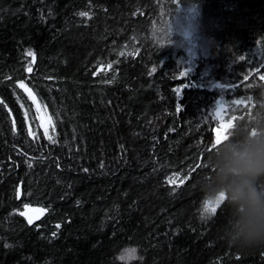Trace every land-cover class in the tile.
Listing matches in <instances>:
<instances>
[{
    "label": "trees",
    "instance_id": "16d2710c",
    "mask_svg": "<svg viewBox=\"0 0 264 264\" xmlns=\"http://www.w3.org/2000/svg\"><path fill=\"white\" fill-rule=\"evenodd\" d=\"M0 101V264H264L198 183L264 122V0H0Z\"/></svg>",
    "mask_w": 264,
    "mask_h": 264
},
{
    "label": "clouds",
    "instance_id": "9594fccd",
    "mask_svg": "<svg viewBox=\"0 0 264 264\" xmlns=\"http://www.w3.org/2000/svg\"><path fill=\"white\" fill-rule=\"evenodd\" d=\"M207 167L210 174L199 178V186L206 199L216 200L224 194V202L231 209L222 228V239L233 247H251L264 244V122L237 133H228L209 154ZM201 220L211 216L201 214ZM125 246L118 255H126ZM135 249V264L139 260Z\"/></svg>",
    "mask_w": 264,
    "mask_h": 264
},
{
    "label": "snow or ice",
    "instance_id": "6c2138e0",
    "mask_svg": "<svg viewBox=\"0 0 264 264\" xmlns=\"http://www.w3.org/2000/svg\"><path fill=\"white\" fill-rule=\"evenodd\" d=\"M80 15L82 16H87V13H80ZM29 55H31V53H29ZM19 88L24 89L25 92L28 93L29 98L33 99L35 101V96L34 94L31 92V90L29 88H27V86L21 82L19 85ZM0 103H3L2 101H0ZM49 124H51V119L49 118ZM230 129V126L228 124H224L221 127V130H218L217 132V136H216V142L215 144H220L222 142V140H224L225 138H227V132ZM53 130H54V126H53ZM49 139H51V137H49ZM176 181L173 178H169L168 183H175ZM180 183H183V181L181 180ZM225 199L224 194L221 193L219 194V197L216 200H211V199H207L204 201L203 203V212L202 213H207L209 215L214 214L217 211V207L221 204V202H223ZM25 207H28L27 205ZM22 215H24L25 213H21ZM28 223L31 224L32 223V219L29 218L28 219ZM57 227L59 228V225H57ZM53 236H55L56 234L53 233ZM135 254V249H128L126 250V255L128 257H134ZM125 256H121V259H124Z\"/></svg>",
    "mask_w": 264,
    "mask_h": 264
},
{
    "label": "water",
    "instance_id": "95a60500",
    "mask_svg": "<svg viewBox=\"0 0 264 264\" xmlns=\"http://www.w3.org/2000/svg\"><path fill=\"white\" fill-rule=\"evenodd\" d=\"M21 213H25L24 215H21L23 216L28 225L36 223L41 217V212L37 208H25ZM29 218L32 219L31 224L28 223Z\"/></svg>",
    "mask_w": 264,
    "mask_h": 264
},
{
    "label": "rangeland",
    "instance_id": "374dc122",
    "mask_svg": "<svg viewBox=\"0 0 264 264\" xmlns=\"http://www.w3.org/2000/svg\"><path fill=\"white\" fill-rule=\"evenodd\" d=\"M38 112H39V116L43 119L42 126L47 127V125H48L47 118H44L43 112L39 108H38Z\"/></svg>",
    "mask_w": 264,
    "mask_h": 264
}]
</instances>
